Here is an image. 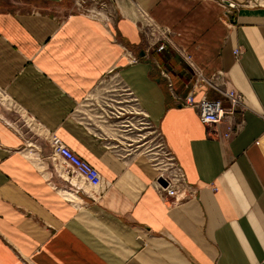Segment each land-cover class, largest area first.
Instances as JSON below:
<instances>
[{"label":"crops","instance_id":"0c3cea01","mask_svg":"<svg viewBox=\"0 0 264 264\" xmlns=\"http://www.w3.org/2000/svg\"><path fill=\"white\" fill-rule=\"evenodd\" d=\"M125 1L105 24L69 0H0V264H264V6L234 9L228 25L227 2L246 0ZM136 12L171 32L166 51L144 54L128 17ZM184 55L242 96L229 139L225 122L204 126L174 101L194 86ZM111 73L113 101L126 104L116 112L135 121L78 119ZM203 97L228 107L206 86L195 91V101ZM4 112L38 135L54 133L104 187L66 175L48 145H27ZM163 148L195 200L170 208L153 190L151 161Z\"/></svg>","mask_w":264,"mask_h":264},{"label":"built area","instance_id":"2783aa9c","mask_svg":"<svg viewBox=\"0 0 264 264\" xmlns=\"http://www.w3.org/2000/svg\"><path fill=\"white\" fill-rule=\"evenodd\" d=\"M75 1H77L74 4V9L76 11L82 12L88 17L98 19L96 15L92 13V10L85 8L84 1ZM263 6L264 0H246L241 5L228 2L223 12V18H225L223 20H226L228 25H231V15L234 9L238 7L255 8ZM109 16L111 17V15ZM110 20L111 19L107 20L105 24H108ZM144 20L146 22L145 27L148 30V32H143L146 40V51L144 54L147 55L151 50L157 53H163L168 48L171 32L168 29H163L154 25L151 21L146 19V17ZM241 53V50H235L234 56L238 58ZM128 57V62L131 64H135L139 61L137 57L131 54L128 55ZM183 58L191 69V80L194 82V86L191 87L190 92L184 98L178 97L172 93L173 85L170 73L157 65L156 67L159 69L160 77L165 80L167 88L172 93L176 104L194 109L202 125L212 127L225 122L227 127L223 136L225 139H229L236 133L237 126L233 117L236 109L243 107L242 96L233 90L226 89L222 84H219L218 79L222 73L218 72V74H214L210 78H204L201 72L192 66L189 56L184 55ZM205 86L217 92L221 98L228 103V107H224L221 100H210L206 97L201 98L199 101H195V91L203 89ZM46 141L52 159L57 162L59 169L66 175H75L79 177L93 189L104 187V182L98 171L73 153L54 133L47 132ZM151 166L157 173L156 180L152 183V188L160 200L168 204L170 208L180 206L196 199L198 190L187 183L184 171L168 150L165 148L161 149L158 156L152 159Z\"/></svg>","mask_w":264,"mask_h":264},{"label":"rangeland","instance_id":"374dc122","mask_svg":"<svg viewBox=\"0 0 264 264\" xmlns=\"http://www.w3.org/2000/svg\"><path fill=\"white\" fill-rule=\"evenodd\" d=\"M85 2V8L88 10H92V13L96 15L99 21H102L106 23L107 20L112 19L113 16L116 14H121L120 11L123 10L127 6V3L125 0H82ZM72 4L77 1L75 0H69ZM73 6V5H72ZM129 7V5L127 6ZM72 8V7H71ZM74 9V8H73ZM126 10V9H125ZM130 10V8H129ZM132 10H130V14H132ZM137 15H129L128 17L134 21L139 29L140 34L142 37L144 36L143 32H148L147 28L145 27V20L144 18L149 19V17L145 16L144 14H138ZM111 15V17L109 16ZM223 18V15H222ZM225 19V18H223ZM152 22V21H151ZM153 23V22H152ZM154 24V23H153ZM155 25V24H154ZM142 28V29H141ZM146 42V40H144ZM114 73H111L107 75L97 86L94 88L92 93L90 94L89 97H87L86 100H84L80 106L77 108L76 115L78 119H80L83 122H89V117L90 116H99L103 117L101 120H106L108 123H122L125 125H128L129 122L135 121L133 119V115L131 114H126L124 116L118 115L116 111H120L117 109L115 106H124L126 104H117L113 100L117 101L120 100L119 97L114 94H117L113 92V85L115 83V80L113 79ZM121 112V111H120ZM4 116L8 119H12V125H14L15 129H17L21 135L25 139V143L28 145V143H33L37 146L44 147L45 149L48 150L47 147V141H46V135H38L34 129L29 127L26 122H24V119H20L18 117H14L9 113H3ZM19 116V115H18ZM119 118H118V117ZM18 118V119H17ZM110 121V122H109ZM124 129H129V128H124ZM125 132V131H122ZM125 136V139L131 140L130 136H127L126 134L123 135ZM133 149H135L139 144L138 143H132ZM147 145L144 147H141L140 149L145 148ZM150 151V150H149Z\"/></svg>","mask_w":264,"mask_h":264},{"label":"water","instance_id":"95a60500","mask_svg":"<svg viewBox=\"0 0 264 264\" xmlns=\"http://www.w3.org/2000/svg\"><path fill=\"white\" fill-rule=\"evenodd\" d=\"M228 3V2H227Z\"/></svg>","mask_w":264,"mask_h":264}]
</instances>
